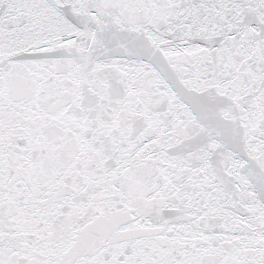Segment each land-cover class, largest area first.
Segmentation results:
<instances>
[{
	"label": "snow or ice",
	"instance_id": "6c2138e0",
	"mask_svg": "<svg viewBox=\"0 0 264 264\" xmlns=\"http://www.w3.org/2000/svg\"><path fill=\"white\" fill-rule=\"evenodd\" d=\"M0 264H264V0H0Z\"/></svg>",
	"mask_w": 264,
	"mask_h": 264
}]
</instances>
